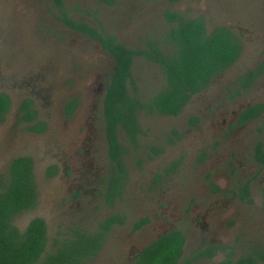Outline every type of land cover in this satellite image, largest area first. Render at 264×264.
<instances>
[{
	"label": "flooded vegetation",
	"instance_id": "1",
	"mask_svg": "<svg viewBox=\"0 0 264 264\" xmlns=\"http://www.w3.org/2000/svg\"><path fill=\"white\" fill-rule=\"evenodd\" d=\"M46 1L53 7L48 14L50 20L61 23L62 26H66L71 32L77 33L84 39L89 38L95 41L106 52V80L103 86L90 92L93 95L99 94L98 97H100L99 110L103 117L105 145L113 167H110L111 171L108 175L101 178V186L98 187H88L89 182L82 181V178L78 176V168H82L84 164L81 154L84 151L82 127L78 126L76 132L64 135L65 140L59 139L61 135L55 133L54 126L52 127L51 123L44 118L41 107L37 104V98L43 99L47 95L40 87L34 89L32 82L36 80L35 72L32 68L23 73L15 67H8L12 63L7 61L6 54L9 56L10 47L15 46L26 33V19L30 6L23 0H0V32L2 34L0 97L4 96L7 104V108L0 114V124L8 116L13 100H16L25 130L35 136L31 156L18 155L5 159V171L0 172V187L4 190L10 183L9 167L13 160L25 157L30 161V180L36 194V201L34 207L19 214L27 213L28 216L29 212H33L35 216L31 219L39 217L45 222L47 242L41 254V260L45 259L54 247L69 245L92 237L91 239L97 245L90 247L91 253L77 255L80 259L79 264H137L141 257L150 252L148 249L152 244L162 242L166 237H176L177 240L180 238L182 240L176 264H264V101L254 99L238 103L237 108L231 111L229 120L224 121L219 127L220 134L224 127L230 132L241 125H255L256 142L254 141L255 144L250 152V160L240 162L241 172L234 175L230 183L231 187H223V184L215 182L216 184H211L213 186L208 193L197 194L193 184L195 181L202 180L203 175L201 178L200 174L198 177L197 174H195L196 177L187 173L180 175L179 168L183 160L170 155L168 160L163 162L164 167L161 172L153 173L146 182H142V188H145L147 192H153L152 195L148 193L145 197L149 200L157 198L150 201L143 213L135 218L132 217L130 208L120 209L118 200L122 198L127 181L125 156L131 147H135L138 142L136 138L141 134L138 117L139 130L133 136L119 127L115 132L120 145L117 160L110 154L104 118V97L116 68L111 46L119 45L131 52L130 73L137 58L147 64H156L161 70L160 64L149 59L148 55H154V50L166 57L178 53L181 46L175 44L172 33L177 29L180 30L181 20L198 19L202 21L207 34L217 27H225L234 33L241 45L240 57L245 48V37L239 31L241 29L239 23H226L219 20L218 13L215 11L220 9L217 5L220 4L218 0ZM221 9L225 10L227 6ZM234 18L240 21L236 16ZM60 32L58 33L61 34ZM239 57L230 66L237 64ZM244 62L246 63L242 60L238 65L245 67ZM262 64H264V56L257 58L251 68H241L240 72L236 71L229 79L218 83V92L211 91L207 100L216 101L220 97L234 98L243 95L246 90L252 88L256 79L264 72V68L256 75L253 83L246 87L238 81V77L248 71H255ZM225 70L213 77L204 88L192 93L178 113L160 115L176 117L185 112L193 98L207 92L215 79L221 77ZM161 72L164 74L162 70ZM130 81L132 79L128 82ZM128 85L130 86L129 83ZM15 87L19 89V92H14ZM77 90L78 87L74 85L63 103L62 111L65 119H69L79 111ZM132 90L131 94H135L142 101L149 98L147 96L143 98L136 87ZM209 111L210 109L204 114ZM140 112L158 114L140 109L136 115L138 116ZM27 114H33L34 118L26 121L23 116ZM187 116L186 123L189 125L200 126L203 122L199 115L191 113ZM40 126L41 130H38ZM119 131L124 132L127 144L119 138ZM169 133L171 137L170 135L166 137V150L169 145L178 146L179 144L177 132L171 129ZM43 136L46 137L48 150L41 162L36 159V152L33 149L42 143V140L38 138ZM155 154L160 155V151L156 150ZM189 157L191 161L194 159L196 163H199L204 154L189 155ZM141 162L137 161V163ZM114 181L117 182L114 184ZM87 192L100 197L102 204L97 205L93 197L84 198ZM42 195L46 198L41 199ZM52 198L61 199L60 205L53 203L49 206ZM55 204L57 210L52 208ZM102 205L108 207V210L101 207ZM100 207L101 210L108 212L92 225L86 224L85 218L80 216L83 214L82 211L84 213L86 210L96 211ZM57 219L58 223L53 224ZM124 225L130 226L134 235L130 232L127 240L112 235L117 227ZM75 233L87 235L83 237Z\"/></svg>",
	"mask_w": 264,
	"mask_h": 264
},
{
	"label": "rangeland",
	"instance_id": "2",
	"mask_svg": "<svg viewBox=\"0 0 264 264\" xmlns=\"http://www.w3.org/2000/svg\"><path fill=\"white\" fill-rule=\"evenodd\" d=\"M23 1L30 6L26 19V33L15 46L10 47L9 56L6 54L7 61L12 63L8 67H15L23 73L32 68L35 72L36 80L32 82L34 89L40 87L47 95L43 99L37 98V104L41 107L44 118L51 123L52 127L54 126L55 133L61 135L59 139L65 140L64 135L76 132L78 126L82 127L84 151L81 154L84 164L82 168H78L77 174L82 181L89 182L88 187L101 186V178L110 173L109 169L113 167V163L108 158L105 145L103 117L99 110L100 97H98L99 94L93 95L90 90L104 85L107 72L106 52L95 41L89 38L84 39L77 33L71 32L66 26H62L61 23L50 20L48 14L53 7L48 1ZM218 1L220 4L217 5L220 9L215 11L218 13L219 20L226 23H239L241 28L239 31L245 37V48L237 64L230 66L221 77L216 78L207 92L195 96L185 112L176 117L143 112L138 114L141 134L136 138L138 142L135 147H131L125 156L127 181L122 198L118 200L120 209L130 208L134 218L141 215L146 205L157 198L149 200L145 197L146 194L152 195L153 192H147L145 188H142V182H146L153 173L161 172L164 167L163 162H166L170 155L173 158H182L180 175L187 173L196 177L195 174H197L198 177L200 174V178L202 175L205 177L202 176V180L195 181L193 184L194 190L199 195L208 193V190L212 189L211 184H216L215 182L223 184V187H231L230 183L234 175L241 172L240 162L250 160V152L256 142L255 125H241L230 132L224 127L220 134L219 127L224 121L229 120L231 111L237 108L238 103L254 99L264 101V72L256 79L252 88L246 90L243 95L234 98L220 97L216 101L207 99L211 91L218 92V83L229 79L236 71L240 72L241 68H251L257 58L264 56V0ZM225 6L227 9H221ZM235 16L240 20L239 22L234 18ZM123 20L126 21L124 18ZM123 25L125 26L124 22ZM55 30L61 31V34ZM242 60L246 61L245 65L243 63L245 67L238 65ZM131 79L130 86L128 85L129 92L132 93L133 87H136L143 98L152 96L163 89L165 84L164 74L159 67L156 64L141 62L139 58L134 61ZM74 85L78 87L79 111L69 119H65L62 111L63 103ZM14 92H19V89L15 87ZM208 109H210L209 113L204 114ZM9 110L8 116L0 124V172L5 171V159L10 156H31L32 142L35 138L33 134L25 130L16 100H13ZM191 113L201 116L203 122L200 126L186 123L187 115ZM171 129L177 132L179 144L178 146L169 145L166 150V137L170 135ZM118 135L123 143L127 144L124 132L119 131ZM38 139L42 140V143L33 150L36 152V159L42 162L43 156L47 155L48 143L45 136ZM156 150L160 151V155L155 154ZM200 153H203L204 157L199 163H196L194 159L191 161L189 155L198 154L199 156ZM137 161L142 162L137 163ZM116 182L114 181V184ZM43 197L46 198L42 195L41 199ZM83 197H93L97 205L102 204L100 197L91 195L89 192ZM52 199L49 206L53 203L60 205L61 199ZM46 201L48 202L47 199ZM56 204L52 206L54 210H57ZM101 207L108 210L106 206ZM101 207L96 211L86 210L85 213L82 211L83 214L80 216L85 218L86 224L92 225L108 212L101 210ZM33 216H35L33 212H29L28 216L27 213L18 214L14 217L15 224L23 229ZM57 223L58 219L53 222V224ZM59 224L62 223L59 222ZM130 232L134 235L132 228L124 225L117 227L112 235L127 240Z\"/></svg>",
	"mask_w": 264,
	"mask_h": 264
},
{
	"label": "trees",
	"instance_id": "3",
	"mask_svg": "<svg viewBox=\"0 0 264 264\" xmlns=\"http://www.w3.org/2000/svg\"><path fill=\"white\" fill-rule=\"evenodd\" d=\"M172 35L175 44L181 46L178 53L166 57L154 50V55H148L149 59L160 64L165 85L145 101L128 90L131 52L119 45L111 46L116 68L107 86L103 104L110 154L115 160L120 147L115 135L118 127L133 136L139 130L136 114L140 109L166 115L178 113L192 93L204 88L240 55L241 45L234 33L225 27H217L207 34L202 21L198 19L181 20L180 30L177 29ZM262 68L264 64L255 71L240 75L238 81L243 87L252 84ZM6 108L5 97L1 96L0 114ZM33 118V114L23 116L26 121ZM38 130H41V126ZM9 171V185L4 190L0 187V264H79L77 255L91 253L90 247L97 245L92 237L54 247L41 260L47 242L45 222L39 217L32 218L20 229L14 219L17 214L34 207L36 201L30 180V161L19 157L12 161ZM75 234L83 237L87 235ZM181 241V238L166 237L162 242H155L148 249L150 252L141 257L137 264H176Z\"/></svg>",
	"mask_w": 264,
	"mask_h": 264
}]
</instances>
